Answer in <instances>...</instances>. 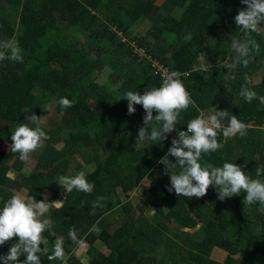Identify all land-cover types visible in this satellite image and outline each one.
I'll use <instances>...</instances> for the list:
<instances>
[{
	"label": "trees",
	"instance_id": "trees-1",
	"mask_svg": "<svg viewBox=\"0 0 264 264\" xmlns=\"http://www.w3.org/2000/svg\"><path fill=\"white\" fill-rule=\"evenodd\" d=\"M246 7L241 0H0V42L14 38L23 55L22 63L0 61V208L14 191L58 201L65 189L57 177L83 171L93 192L67 193L43 233L50 251L56 237H64L67 264H264V233L256 235L258 226L264 230L260 205H243L244 192L220 201L213 186L199 199L169 192L170 174L159 160L177 132L137 143L145 112L135 105L129 115L123 99L127 91L143 94L162 83L152 61L127 46L131 42L169 72L182 73L197 107L181 112L177 129L216 108L249 126L246 135L227 140L221 132L224 147L204 154L201 163L235 162L255 177L264 165V105L246 102L240 90L248 75L250 87L264 95V23L251 33L259 45L254 61L238 67L235 79L223 66L235 55L231 40L243 36L234 17ZM142 20L151 22L144 36L135 34ZM200 58L212 66L207 73L193 71ZM62 97L73 106L62 111ZM31 113L48 117L50 127L43 128L49 137L44 147L30 153L34 167L26 175L27 163L3 145L12 143V131ZM222 123L227 126V119ZM78 145L84 149L75 152ZM146 180L150 200L138 203L131 193ZM97 197L105 198L104 207L92 215ZM93 226L99 231H90ZM73 227L87 243V262L68 238ZM16 240L0 246V255ZM213 248L226 253L222 263L211 257ZM59 263L41 256V264Z\"/></svg>",
	"mask_w": 264,
	"mask_h": 264
},
{
	"label": "clouds",
	"instance_id": "clouds-1",
	"mask_svg": "<svg viewBox=\"0 0 264 264\" xmlns=\"http://www.w3.org/2000/svg\"><path fill=\"white\" fill-rule=\"evenodd\" d=\"M241 2L247 7L238 11L234 21L242 30L243 36L231 40V48L235 55L230 60H225L223 65L228 69V78L231 79H235L238 67H247L254 61L253 52L259 51V45L251 38V33L258 32L259 26L264 23V0ZM122 39L124 38H121V41ZM6 59L23 62L21 48L14 38L0 42V61ZM209 67L212 66L206 61L193 71L207 73ZM181 75L182 73L178 71L167 72L163 75L159 87L144 89L143 94L136 90L124 94L123 99L128 102L129 115L135 113V105H142L145 112L142 126L138 129L137 143L164 141L169 133L176 131L177 135L172 138L171 146L159 160V163L164 165V173L170 174V186H166L169 192L174 190L178 196L199 199L207 194L210 186H213L220 201L244 192L246 195L243 198V205L250 207L258 203L261 211H264V165L256 167L255 177H252L244 170V166L235 162H224L222 166L201 163L204 154L216 152L224 147V144L218 141L221 132L225 140L236 137L237 134L244 136L249 127L246 123L239 120L236 115L216 108L209 115L200 112L198 116L188 121L187 131L177 129L181 112L187 110L189 106L197 107L186 90ZM183 75L187 76L189 73ZM244 80L245 86L241 87L240 96L248 103L256 99L264 105V95H258L250 87L251 77L245 75ZM73 103L74 101L67 97L59 100L62 111L72 107ZM154 111L157 113L155 116ZM225 119L228 121L227 126L222 123ZM42 123V116L31 113L27 117V123L19 124L12 131L9 151L19 153L20 161L28 163L30 153L44 147L49 137ZM170 156L175 158L174 162L169 159ZM57 183L66 189L67 193L75 189L91 194L94 190V184L87 180L83 171L71 176L61 175L57 177ZM104 199L97 197L91 202L90 214L95 215L97 207H104ZM61 207L63 201L50 200L47 195L37 200L30 193L14 191L0 208V246L14 237L17 240L6 255H0V261L3 264H41V256L46 255L49 260H59L67 264L64 237L57 236L50 251L48 241L43 235L53 226L50 219L51 210L53 208L59 210ZM90 231L98 232L99 229L93 226ZM262 233L264 230L258 226L256 235L261 236ZM68 238L78 246L83 245V240L78 238L74 227L69 229ZM21 256L25 257L23 261L20 260Z\"/></svg>",
	"mask_w": 264,
	"mask_h": 264
},
{
	"label": "rangeland",
	"instance_id": "rangeland-1",
	"mask_svg": "<svg viewBox=\"0 0 264 264\" xmlns=\"http://www.w3.org/2000/svg\"><path fill=\"white\" fill-rule=\"evenodd\" d=\"M162 0H159V2H161ZM151 26V22L149 20H142L141 22H139L136 26H135V34H141L142 36H144L147 32L148 29ZM260 30V29H259ZM262 32H264L263 29H261ZM169 42L173 43L174 40H172L171 37L167 38ZM131 45H133V43L129 42L128 46L131 47ZM205 61L200 58L199 63H204ZM93 77L96 76V73L92 74ZM49 114L51 115L52 112H49ZM42 116V115H39ZM42 126L43 128H47L50 127V119L48 117L42 116ZM3 148L5 151L9 150V145L8 144H4ZM84 148L82 145H78L74 148L75 152H80L82 151ZM34 167V160L30 158L29 162L27 163L26 167H24L22 169V173H26L29 174L31 171V169ZM160 172V170L156 171L154 174H158ZM149 188V182L146 180L142 186L139 189H136L133 193L134 199L135 201H137L138 203H142V202H146L150 200L149 194H147V190ZM153 210H148L147 214L149 217L152 216ZM47 240V239H46ZM164 250V249H163ZM162 251V250H161ZM166 250H164L165 252ZM104 252L107 253L106 248H104ZM167 253V252H166ZM225 252H223L222 249L220 248H213L212 249V253H211V257L216 259L218 261V263H222L223 262V257H225ZM238 255H234V257H237Z\"/></svg>",
	"mask_w": 264,
	"mask_h": 264
},
{
	"label": "built area",
	"instance_id": "built-area-1",
	"mask_svg": "<svg viewBox=\"0 0 264 264\" xmlns=\"http://www.w3.org/2000/svg\"><path fill=\"white\" fill-rule=\"evenodd\" d=\"M122 41L124 42L125 39H122ZM131 48H133L134 52L139 54L141 57H147L150 61H152V67L154 68L155 72L159 74L161 77H163L165 73L169 72L164 64L158 62L157 60H153L151 56H147V54H145V52L142 49H139L134 43L133 45H131ZM182 131H187V127L185 129H182Z\"/></svg>",
	"mask_w": 264,
	"mask_h": 264
},
{
	"label": "crops",
	"instance_id": "crops-1",
	"mask_svg": "<svg viewBox=\"0 0 264 264\" xmlns=\"http://www.w3.org/2000/svg\"><path fill=\"white\" fill-rule=\"evenodd\" d=\"M63 200H64V196H62L58 201H63ZM87 247H88L87 246V243L85 241H83V245L82 246H78V248L75 251L76 252V255L79 256L84 262H87L88 261L87 254H86L87 253L86 252L87 251ZM101 249L104 252V247H101ZM59 264H63V262L60 261Z\"/></svg>",
	"mask_w": 264,
	"mask_h": 264
},
{
	"label": "water",
	"instance_id": "water-1",
	"mask_svg": "<svg viewBox=\"0 0 264 264\" xmlns=\"http://www.w3.org/2000/svg\"><path fill=\"white\" fill-rule=\"evenodd\" d=\"M65 194H67L66 189L63 191V195L62 196H65Z\"/></svg>",
	"mask_w": 264,
	"mask_h": 264
}]
</instances>
